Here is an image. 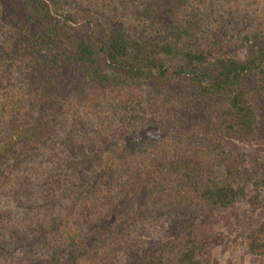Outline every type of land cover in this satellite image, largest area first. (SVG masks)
<instances>
[{
    "label": "trees",
    "instance_id": "obj_1",
    "mask_svg": "<svg viewBox=\"0 0 264 264\" xmlns=\"http://www.w3.org/2000/svg\"><path fill=\"white\" fill-rule=\"evenodd\" d=\"M122 1L110 25L76 0H0V264H116L131 199L214 222L260 198L221 146L257 138L264 20L236 34L197 0ZM217 32L235 53L202 46ZM210 243L190 224L129 264H204ZM246 245L264 264V221Z\"/></svg>",
    "mask_w": 264,
    "mask_h": 264
},
{
    "label": "rangeland",
    "instance_id": "obj_2",
    "mask_svg": "<svg viewBox=\"0 0 264 264\" xmlns=\"http://www.w3.org/2000/svg\"><path fill=\"white\" fill-rule=\"evenodd\" d=\"M199 6L211 15L222 18L236 34L255 29L264 20V0H197ZM76 8L82 14L100 17L110 25L125 19L122 15L125 4L122 0H76ZM83 23L81 20L78 24ZM214 42L217 44L215 45ZM202 46L213 54L235 53L223 32L213 34ZM225 152L243 156L246 172L264 178V109L258 108V135L252 142L239 143L225 140L221 146ZM215 221L199 220L193 211L177 217L137 214V204L129 200L123 216L129 220L117 232L118 263L129 264V255L157 248L167 242L181 228L198 225L202 237L212 239L205 253L204 264H260L259 257L252 255L246 245V237L264 221V187L260 198L255 199L252 189L233 207L215 211ZM138 261V260H136ZM133 262V263H136ZM132 263V264H133Z\"/></svg>",
    "mask_w": 264,
    "mask_h": 264
}]
</instances>
